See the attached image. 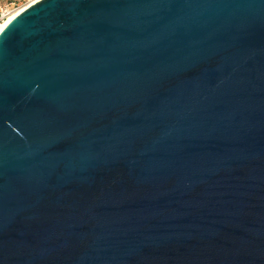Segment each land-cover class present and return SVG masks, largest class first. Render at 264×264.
Returning <instances> with one entry per match:
<instances>
[{
    "label": "water",
    "instance_id": "obj_1",
    "mask_svg": "<svg viewBox=\"0 0 264 264\" xmlns=\"http://www.w3.org/2000/svg\"><path fill=\"white\" fill-rule=\"evenodd\" d=\"M0 264H264V0H38L0 32Z\"/></svg>",
    "mask_w": 264,
    "mask_h": 264
},
{
    "label": "built area",
    "instance_id": "obj_2",
    "mask_svg": "<svg viewBox=\"0 0 264 264\" xmlns=\"http://www.w3.org/2000/svg\"><path fill=\"white\" fill-rule=\"evenodd\" d=\"M38 0H0V26L18 9Z\"/></svg>",
    "mask_w": 264,
    "mask_h": 264
},
{
    "label": "bare ground",
    "instance_id": "obj_3",
    "mask_svg": "<svg viewBox=\"0 0 264 264\" xmlns=\"http://www.w3.org/2000/svg\"><path fill=\"white\" fill-rule=\"evenodd\" d=\"M26 8V6H23L21 9H18L15 11L1 26H0V32L1 30L21 11H23Z\"/></svg>",
    "mask_w": 264,
    "mask_h": 264
}]
</instances>
